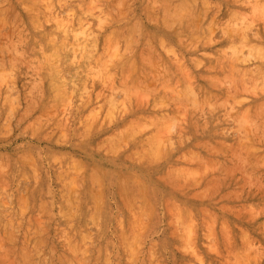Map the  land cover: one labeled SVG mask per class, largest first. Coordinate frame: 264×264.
<instances>
[{
  "label": "rangeland",
  "instance_id": "rangeland-1",
  "mask_svg": "<svg viewBox=\"0 0 264 264\" xmlns=\"http://www.w3.org/2000/svg\"><path fill=\"white\" fill-rule=\"evenodd\" d=\"M0 264H264V0H0Z\"/></svg>",
  "mask_w": 264,
  "mask_h": 264
},
{
  "label": "bare ground",
  "instance_id": "bare-ground-1",
  "mask_svg": "<svg viewBox=\"0 0 264 264\" xmlns=\"http://www.w3.org/2000/svg\"><path fill=\"white\" fill-rule=\"evenodd\" d=\"M183 13V12H182Z\"/></svg>",
  "mask_w": 264,
  "mask_h": 264
}]
</instances>
